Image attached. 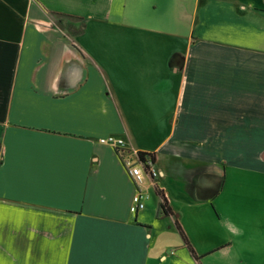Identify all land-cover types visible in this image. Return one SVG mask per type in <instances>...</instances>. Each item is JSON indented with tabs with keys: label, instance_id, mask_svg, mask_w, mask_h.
<instances>
[{
	"label": "crops",
	"instance_id": "0c3cea01",
	"mask_svg": "<svg viewBox=\"0 0 264 264\" xmlns=\"http://www.w3.org/2000/svg\"><path fill=\"white\" fill-rule=\"evenodd\" d=\"M0 264H264V0H0Z\"/></svg>",
	"mask_w": 264,
	"mask_h": 264
},
{
	"label": "built area",
	"instance_id": "2783aa9c",
	"mask_svg": "<svg viewBox=\"0 0 264 264\" xmlns=\"http://www.w3.org/2000/svg\"><path fill=\"white\" fill-rule=\"evenodd\" d=\"M102 143L111 145L115 148L129 176L134 182L137 191L133 197L131 212L138 213L145 208V197L141 191V187L146 183L148 178L154 180L159 175L154 169L153 162L149 158L146 159L145 163L140 161L138 158L140 152L126 148L125 142L122 139L108 137L103 139Z\"/></svg>",
	"mask_w": 264,
	"mask_h": 264
},
{
	"label": "trees",
	"instance_id": "16d2710c",
	"mask_svg": "<svg viewBox=\"0 0 264 264\" xmlns=\"http://www.w3.org/2000/svg\"><path fill=\"white\" fill-rule=\"evenodd\" d=\"M138 158L140 161H142L144 163L146 162L147 158L151 159L153 164L155 163V160H156V157L154 154H146V153H140ZM156 193L160 197V203H159V209H158L159 217L160 216H163V217L172 216L173 212L169 206V202H168V199H167L164 191H162L159 187H156ZM175 225H176V228L179 231L186 247L188 248L189 252L194 257H196V254H195L187 236L185 235L180 223L177 221Z\"/></svg>",
	"mask_w": 264,
	"mask_h": 264
}]
</instances>
